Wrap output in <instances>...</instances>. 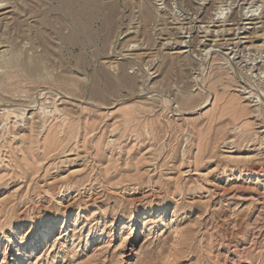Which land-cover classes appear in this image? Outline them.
I'll list each match as a JSON object with an SVG mask.
<instances>
[{
    "label": "rangeland",
    "instance_id": "obj_1",
    "mask_svg": "<svg viewBox=\"0 0 264 264\" xmlns=\"http://www.w3.org/2000/svg\"><path fill=\"white\" fill-rule=\"evenodd\" d=\"M5 1L0 264H264V1Z\"/></svg>",
    "mask_w": 264,
    "mask_h": 264
},
{
    "label": "bare ground",
    "instance_id": "obj_2",
    "mask_svg": "<svg viewBox=\"0 0 264 264\" xmlns=\"http://www.w3.org/2000/svg\"><path fill=\"white\" fill-rule=\"evenodd\" d=\"M4 1H5V0H4ZM6 1H7V0H6ZM6 1H5V2H6ZM69 1H70V0H69ZM80 1H81V3L83 4V6H84V8H85V9H83V10H84L83 12L85 13V10H86V12L89 14V16L95 17V16H93V15H96V13H97V11H98V10H97V9H98V7H97V6H98V5H97V1H98V0H80ZM202 1H203V0H202ZM263 1H264V0H263ZM1 2H2V1H1ZM5 2H4V3H5ZM71 2H72V1H71ZM71 2H70V3H71ZM73 2H74V1H73ZM65 4L67 5L66 1H65ZM71 4H72V3H71ZM72 5L74 6V4H72ZM78 5H79V4H78ZM80 5H81V4H80ZM73 6H71V7L73 8ZM74 7H75V6H74ZM80 7H81V6H80ZM80 7H79V8H80ZM18 8H19V7H18ZM75 8H78V6L75 7ZM7 9H8V8H7ZM73 9H74V8H73ZM69 10H70V9H69ZM76 10H77V9H76ZM76 10H75L74 12H76L75 15H76V17H78V14H79V13H78V11H76ZM81 10H82V9H81ZM9 11H10V10H9ZM9 11H6V12H9ZM6 12H3V14L6 13ZM253 12H255V11H253ZM1 13H2V12H1ZM81 13H82V12H81ZM81 13H80V14H81ZM3 14H2V15H3ZM71 14H72V13H71ZM73 14H74V13H73ZM87 16H88V15H87ZM89 16H88V18H89ZM92 17H91V18H92ZM31 18H32V17H31ZM4 20H5V19H4ZM249 20H250V19H249ZM237 22H238V21H237ZM46 23H47V21H46ZM47 24H48V23H47ZM253 25H254V24H253ZM55 29H56V28H55ZM55 29H54V30H55ZM54 30H53V31H54ZM55 31H56V30H55ZM58 31H59V30L57 29L56 32H58ZM234 31H235V30H234ZM68 33H69V32H68ZM59 34H60V32H59ZM69 34H70V33H69ZM69 34H67V37H68ZM61 35H62V33H61ZM61 35H60V37H61ZM63 35H66V34H63ZM63 35H62V36H63ZM71 35H72V34H71ZM71 35H70V37H72ZM64 37L66 38V41H67L68 39H70V37H69L68 39H67L66 36H64ZM61 38H62V37H61ZM62 39H63V38H62ZM169 39H170V38H169ZM169 39H168V40H169ZM73 40H75V39L72 37V41H71V39H70L69 41H71V42L73 43ZM168 40H167V41H168ZM240 40H241V39H240ZM243 40H244V39H243ZM238 41H239V40H238ZM67 42H68V41H67ZM71 42H70V43H71ZM74 42H75V41H74ZM166 43H167V42H166ZM263 43H264V42H263ZM0 44H1V43H0ZM4 44H5V43H4ZM24 44H25V43H24ZM24 44H23V45H24ZM26 44H27V43H26ZM174 44H175V43H174ZM190 44H191V43H190ZM253 45H254V44H253ZM219 46H220V45H219ZM23 47H24V46H23ZM225 47H226V46H225ZM258 47H259V46H258ZM205 48H206V47H205ZM4 49H5V47H4ZM7 49H8V48H7ZM203 49H204V48H203ZM208 49H209V48H208ZM208 49H207V50H208ZM1 50H2V49H1ZM28 50H29V49H28ZM30 51H31V50H30ZM169 51H170V50H169ZM199 51H200V50H199ZM249 51H250V50H249ZM1 52H3V51H1ZM1 52H0V53H1ZM8 52H9V51H8ZM10 52H11V51H10ZM34 52H35V51H34ZM181 52H182V50H181ZM259 52H260V51H259ZM173 53H174V52H173ZM247 53H248V52H247ZM1 54H2V53H1ZM20 54H21V53H20ZM20 54H19V55H20ZM129 54H130V53H129ZM146 54H147V53H146ZM15 55H16V52H15ZM241 55H242V54H241ZM2 56H3V55H2ZM238 56H239V55H238ZM15 57H16V56H15ZM16 58H17V57H16ZM17 59H18V58H17ZM36 59H37V58H36ZM113 59H114V58H113ZM250 59H252V58H250ZM33 60H34V59H33ZM3 62H4V61H3ZM13 62H14V61H13ZM0 63H1V62H0ZM6 63H7V62H6ZM26 63H27V62H26ZM10 64H12V61L10 62ZM12 65H13V68H14V69H16V70H20V71H25V72L28 73V74H35V73H37V72H36L37 70H36L35 66L25 65L24 63L21 64V63H15V62H14ZM114 66H115V65H114ZM133 66H134V65H133ZM0 67H1V66H0ZM116 67H117V66H116ZM10 69H11V68H10ZM114 69H115V68H114ZM251 70H252V69H251ZM120 74H121V76H125V73H124L123 70L120 71ZM31 76H32V75H31ZM14 77H15V76H14ZM26 77H27V76H26ZM40 77H41V76H40ZM1 78H2V77H1ZM8 78H10V77H8ZM46 78H47V77H46ZM11 79H12V78H11ZM34 79H35V78H34ZM37 79H38V78H37ZM40 79H41V78H40ZM40 79H39V80H40ZM26 80H29V79L27 78ZM122 80H123V79H122ZM40 82H42V81H40ZM35 83H36V82H35ZM33 84H34V83H33ZM10 86H11V85H10ZM20 89H21V88H20ZM17 90H18V89H17ZM22 90H23V89H22ZM22 90H21V92H22ZM27 91H28V90H27ZM23 92H24V91H23ZM60 92H61V91H60ZM17 93H18V92H17ZM25 94H26V93H25ZM33 94H34V93H33ZM53 96H54V95H53ZM58 101H59V100H58ZM34 104H35V103H34ZM25 105H26V104H25ZM30 105H31V104H30ZM53 106H55V105H53ZM23 107H24V106H23ZM41 107H42V106H41ZM56 111H57V110H56Z\"/></svg>",
    "mask_w": 264,
    "mask_h": 264
}]
</instances>
